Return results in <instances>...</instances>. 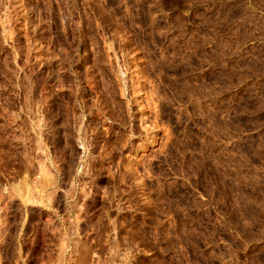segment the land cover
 <instances>
[{
  "label": "rangeland",
  "instance_id": "1",
  "mask_svg": "<svg viewBox=\"0 0 264 264\" xmlns=\"http://www.w3.org/2000/svg\"><path fill=\"white\" fill-rule=\"evenodd\" d=\"M0 264H264V0H0Z\"/></svg>",
  "mask_w": 264,
  "mask_h": 264
},
{
  "label": "bare ground",
  "instance_id": "2",
  "mask_svg": "<svg viewBox=\"0 0 264 264\" xmlns=\"http://www.w3.org/2000/svg\"><path fill=\"white\" fill-rule=\"evenodd\" d=\"M86 139V138H85ZM72 177V176H71ZM84 188V187H83Z\"/></svg>",
  "mask_w": 264,
  "mask_h": 264
}]
</instances>
